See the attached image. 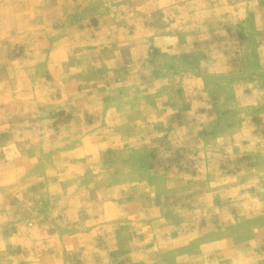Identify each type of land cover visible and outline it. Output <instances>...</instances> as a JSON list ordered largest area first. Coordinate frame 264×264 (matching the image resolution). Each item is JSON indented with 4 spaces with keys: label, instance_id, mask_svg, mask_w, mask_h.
I'll list each match as a JSON object with an SVG mask.
<instances>
[{
    "label": "rangeland",
    "instance_id": "374dc122",
    "mask_svg": "<svg viewBox=\"0 0 264 264\" xmlns=\"http://www.w3.org/2000/svg\"><path fill=\"white\" fill-rule=\"evenodd\" d=\"M235 2L0 0V264H264V29Z\"/></svg>",
    "mask_w": 264,
    "mask_h": 264
},
{
    "label": "clouds",
    "instance_id": "9594fccd",
    "mask_svg": "<svg viewBox=\"0 0 264 264\" xmlns=\"http://www.w3.org/2000/svg\"><path fill=\"white\" fill-rule=\"evenodd\" d=\"M175 7H179L178 5H174ZM7 5L5 8V24L7 23ZM192 7L200 9L205 8L206 5L203 4H194ZM183 10V9H181ZM220 11H227L236 19H246L249 15L255 14L259 21L260 27L264 29V0H239V2L233 3L231 8H228L225 4L217 5L213 12L218 14ZM7 86H5L6 88ZM232 264H236V262H232ZM240 264H253L251 259V254H249L248 259H244L240 262Z\"/></svg>",
    "mask_w": 264,
    "mask_h": 264
}]
</instances>
